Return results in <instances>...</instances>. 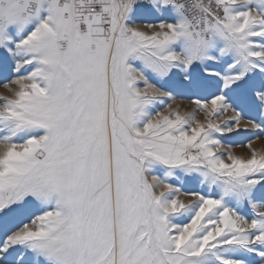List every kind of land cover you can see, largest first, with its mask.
<instances>
[{"label":"snow or ice","instance_id":"6c2138e0","mask_svg":"<svg viewBox=\"0 0 264 264\" xmlns=\"http://www.w3.org/2000/svg\"><path fill=\"white\" fill-rule=\"evenodd\" d=\"M0 89V264H264V0H0Z\"/></svg>","mask_w":264,"mask_h":264},{"label":"rangeland","instance_id":"374dc122","mask_svg":"<svg viewBox=\"0 0 264 264\" xmlns=\"http://www.w3.org/2000/svg\"><path fill=\"white\" fill-rule=\"evenodd\" d=\"M0 91H3L2 89H0ZM179 102V101H178Z\"/></svg>","mask_w":264,"mask_h":264},{"label":"bare ground","instance_id":"6f19581e","mask_svg":"<svg viewBox=\"0 0 264 264\" xmlns=\"http://www.w3.org/2000/svg\"><path fill=\"white\" fill-rule=\"evenodd\" d=\"M239 151V150H238Z\"/></svg>","mask_w":264,"mask_h":264}]
</instances>
